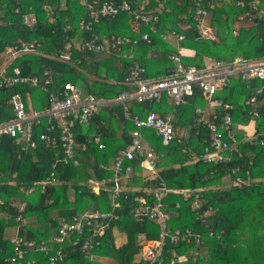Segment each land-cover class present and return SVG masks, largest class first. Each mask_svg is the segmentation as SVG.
<instances>
[{"label": "trees", "instance_id": "obj_1", "mask_svg": "<svg viewBox=\"0 0 264 264\" xmlns=\"http://www.w3.org/2000/svg\"><path fill=\"white\" fill-rule=\"evenodd\" d=\"M128 1L133 8L152 18L156 16L157 20L152 19L149 25H136L129 13L121 12L114 18L93 22L91 33L133 38L147 33L151 41L124 47L118 55H103L84 47L89 33L80 30V23L89 19L90 6L96 9L103 3L116 4L120 0H0V69L8 58V47L19 42L31 43L36 51L19 55L12 67H20L24 75L38 76L41 80L45 79V72H50L56 86L72 82L100 99L114 100L127 89L123 80L132 61L124 56L126 53L135 54L149 77L165 76L174 67L169 59V54L177 50L172 31L183 33L185 40L181 47L193 51L183 57L185 65L204 68L209 62H229L237 56L264 59V0L259 1L256 10L249 6L251 0H203L202 4L195 0ZM198 8L206 11L202 24L212 31L213 37L203 36L196 14ZM164 35L169 36L168 40ZM75 40L79 44L72 46L69 61H64L66 47ZM263 86V81L245 83L233 78L211 99L221 101L214 110L218 116L216 123L229 113L237 127L239 153L232 157L227 154L231 159L226 162L214 164L202 158L204 140L211 137L206 127L199 129L200 137L195 136L196 129L190 130L196 140L194 146L184 137L180 143L165 144L154 130L144 129V136L155 150L160 178L145 172L140 158L127 162L135 177L121 194L115 210L108 189L112 184L111 166L120 150L132 142L136 131L134 124L125 120L121 106L101 108L88 126L76 129L79 166L59 162L53 169L56 148L40 144L36 149L23 151L14 139L3 136L0 264H11L14 254L11 237L17 229L25 241L39 245L51 241L62 219L69 220L85 211L112 210L117 219H111L103 235H94L90 230L86 236H78L76 245L75 240L53 245L64 252V259L58 264H145L141 243L157 241L161 229L155 221L135 214L134 198L143 188H157L160 180L177 191L163 200L170 216L167 227L171 233L180 231L186 235L178 243L167 242L164 264L175 254L191 251L198 252L197 259L184 264H264V91L257 95ZM18 90L29 92L41 102L46 99L39 89H0V123L13 118L10 97ZM254 96L257 103L247 105ZM208 103L196 90L187 104L175 105L164 98L160 103L135 104L131 110L142 116L152 111L162 116L170 114L177 127L191 123L195 110L205 108ZM254 111L258 112L257 118ZM251 123L252 141L247 140L248 133L243 127ZM35 131L42 133L44 127ZM93 135L101 136L104 149L91 142ZM52 172L57 182L43 191L39 183ZM100 182L107 190L96 193L92 183ZM182 190L188 192L181 193ZM19 216L26 221L24 225L17 221ZM115 231L125 235L124 243H117ZM85 243L89 244L87 250L83 249ZM22 264H49L48 254L37 248L28 250Z\"/></svg>", "mask_w": 264, "mask_h": 264}, {"label": "built area", "instance_id": "obj_2", "mask_svg": "<svg viewBox=\"0 0 264 264\" xmlns=\"http://www.w3.org/2000/svg\"><path fill=\"white\" fill-rule=\"evenodd\" d=\"M202 4L203 0H195ZM230 2L231 0H227ZM260 0H251L249 6L256 10ZM200 6V5H199ZM241 6H244L242 3ZM91 13L88 20H82L80 23L82 31L89 33V38L83 42L84 47L92 52L103 55H118L124 47L138 46L142 42L150 43V37L147 33H142L139 38L130 36H99L91 33V24L99 21L101 18L116 17L121 12H127L131 15L136 25H149L152 18L146 13L132 7L128 0H120L119 3L106 2L98 8L93 9L90 6ZM200 18V29L204 37L211 36L212 31L206 29L202 22L206 11L198 8L196 11ZM155 32L156 29L153 28ZM176 38L177 50L169 54V59L174 67L162 77L153 78L147 76V70L142 66L135 54L130 51L124 56L132 61L130 70L125 75L123 84L127 87L114 100H104L88 93L82 86L72 82L62 83L56 86L52 74L44 73V80L38 76L24 75L20 67H12L15 59L22 54L32 53L35 45L31 43L19 42L6 49V54L10 55L0 69V89L13 90L17 87L30 89H39L46 94V99L41 102L31 96L29 92L15 91L10 97L13 118L10 121L0 123V139L3 136L11 137L21 149H36L40 144L45 147L56 148L57 161L53 169L59 162L65 165L73 164L79 166L80 161L77 158L76 129L80 126H88L96 116L97 112L103 107L121 106L125 120L134 124L136 131L133 133L132 142L125 149L120 150L118 156L112 163V184L108 187L111 194V206L115 210L119 206L121 194L127 185L134 180L132 166L127 162L141 159V167L145 172H149L160 178L158 169V160L155 150L151 143L144 136V129L154 130L165 144L173 141L181 142L183 134L172 120L171 116H162L156 112H149L145 116L134 113L131 107L135 104L146 102L160 103L164 98L170 99L175 105H182L187 99L195 95V91L201 92L202 97L209 100L212 113H208L203 108H197L191 121V129H196L195 136L200 137V128L206 127L211 133L210 139H205L206 144L202 158L208 163L220 164L231 159L232 154L239 153L237 136L232 116L226 113L220 123L214 113L216 107L221 101L211 100L213 95L220 89L225 88L233 78L242 82L252 81L264 82V59L249 60L242 56H237L229 62H209L204 68H197L194 65H185L183 57L186 56V50L181 47L185 40L183 33L172 31ZM165 40L169 36L164 35ZM185 50V51H184ZM7 55V56H8ZM70 53L63 54V60L69 61ZM12 67V68H11ZM11 68V71L9 69ZM264 86L257 90V95H262ZM257 96H254L246 102L247 105L257 103ZM262 104V103H261ZM41 105L42 108L38 109ZM227 108H229L227 106ZM253 116L258 117V112L254 111ZM42 133L35 131L36 128H43ZM251 135H247V140L252 141ZM91 142L104 149L105 144L99 135H93ZM227 154H230L228 156ZM56 178L54 172L50 177L39 183L42 190L47 185L55 184ZM92 188L96 193L101 190H107L104 183H92ZM141 193L135 196L136 203L135 214L137 216H146L155 221L161 229L160 238L157 241L143 240L141 258L145 264H164L163 255L167 242L178 243L185 240L186 235L180 231L171 233L167 227L170 219L166 210L164 199L171 192H177L169 189L163 181L157 188L146 187L140 190ZM182 190L181 193H187ZM150 199H152L150 201ZM114 210L110 212L85 211L80 215H75L71 219H62L59 229L49 243H37L25 241L20 235L19 230L14 231L11 237L14 254L11 257V264H22L28 250L37 248L38 251L48 254L49 264H58L64 259L63 249H54L55 244L71 243L73 245L79 242V237L86 236L88 231L93 230L94 235H103L111 223V219H117L114 216ZM23 207L20 208V212ZM17 221L24 225L26 221L19 216ZM105 223V224H103ZM109 223V224H108ZM189 234V233H187ZM91 247V246H90ZM89 244L85 243L83 249L87 250ZM198 252H189L185 255L175 254L168 263L165 264H184L188 260L197 259Z\"/></svg>", "mask_w": 264, "mask_h": 264}, {"label": "rangeland", "instance_id": "obj_3", "mask_svg": "<svg viewBox=\"0 0 264 264\" xmlns=\"http://www.w3.org/2000/svg\"><path fill=\"white\" fill-rule=\"evenodd\" d=\"M212 35H213V33H212ZM77 44H79V41H78V40H75V42L71 43V45H69V46L66 47L65 53H66V54L70 53L71 50H72V48H73L75 45H77ZM72 46H73V47H72ZM7 55H8V54H7ZM8 57H10V55H8ZM209 104H210V103H209ZM210 105H211V104H210ZM206 107H207V105H206ZM41 108H42V106L39 105V106H38V109H41ZM208 113H209V111H208ZM243 127L246 128V130H245V134H246V133H248V134H252V133H253V125H252V123L249 124V125H245V126H243ZM182 133H183V134H186L189 143L194 144L193 142H196V140L194 139V137L191 135V131H190V129H183V130H182ZM147 173H149V172H147ZM150 175H151V174H150ZM115 235H116L117 243H118V244H121V243H124V242H125L126 237H125V235H124L123 233H121V232H119V231H115ZM108 262H109V263H113V261H111V262L108 261Z\"/></svg>", "mask_w": 264, "mask_h": 264}, {"label": "crops", "instance_id": "obj_4", "mask_svg": "<svg viewBox=\"0 0 264 264\" xmlns=\"http://www.w3.org/2000/svg\"><path fill=\"white\" fill-rule=\"evenodd\" d=\"M69 46V45H68ZM186 50V49H185ZM184 50V51H185ZM186 55H192L193 54V51H191V50H186ZM156 55H154V57H155ZM83 87V86H82ZM85 90H86V88L85 87H83ZM167 99V101H169V102H171L170 101V99H168V98H166ZM210 103V102H209ZM207 104V107H205V108H203V109H205L206 111H209L210 113H212L213 112V108L211 107V105L210 104ZM185 104H187V102L185 103ZM213 107H217V106H213ZM201 108V107H200ZM166 116H171L172 117V120L174 119V117L172 116V115H170V114H167ZM177 120V119H176ZM174 122V121H173ZM190 124L191 123H186V125H179V126H177V128L178 129H181V131L183 130V129H190L191 130V126H190ZM182 133V132H181ZM183 134V133H182ZM183 136H184V138H186L187 139V136H186V134H183ZM188 140V139H187ZM194 144H192V143H190L191 144V146H194L195 145V142H193ZM122 244V243H121Z\"/></svg>", "mask_w": 264, "mask_h": 264}]
</instances>
